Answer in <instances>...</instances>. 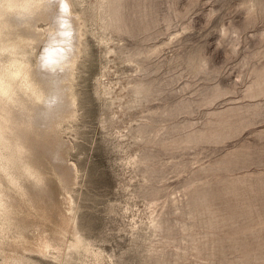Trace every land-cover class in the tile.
I'll return each instance as SVG.
<instances>
[{"label": "rangeland", "instance_id": "374dc122", "mask_svg": "<svg viewBox=\"0 0 264 264\" xmlns=\"http://www.w3.org/2000/svg\"><path fill=\"white\" fill-rule=\"evenodd\" d=\"M14 19L33 38L0 70L28 63L68 110L26 159L44 191L0 170V264H264V0H45Z\"/></svg>", "mask_w": 264, "mask_h": 264}, {"label": "bare ground", "instance_id": "6f19581e", "mask_svg": "<svg viewBox=\"0 0 264 264\" xmlns=\"http://www.w3.org/2000/svg\"><path fill=\"white\" fill-rule=\"evenodd\" d=\"M44 4L45 0H0L1 50H6L12 45L23 46L28 38H33L15 32V27L20 21H15L14 16L35 13ZM25 22L29 20L23 19V23ZM50 49L47 51L48 55L46 53V56H43V63L48 64L53 54H57ZM49 58L50 60H47ZM44 78L39 70H31L28 63L18 59L13 60L10 65H3L0 70V170L10 183L18 188L25 187L21 175H26L25 177L32 181L31 184L39 187L41 191L46 188L47 176L45 177L41 167L26 159H29L37 148L52 144L53 140L49 141L48 137L56 128L54 114L61 116L68 110L63 95L53 90L55 86L50 79ZM55 95L57 97L54 104L55 108H58L57 112L50 111L51 99ZM39 103L48 105V109L40 111V114L34 108V105ZM16 168L22 172L16 171ZM5 197L8 198L9 194L0 186V208L6 206ZM41 200L43 201V198ZM4 223L0 219V225ZM44 244L48 245V241Z\"/></svg>", "mask_w": 264, "mask_h": 264}]
</instances>
